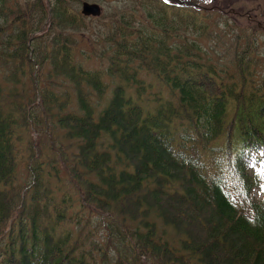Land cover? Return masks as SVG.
Here are the masks:
<instances>
[{"label":"trees","instance_id":"16d2710c","mask_svg":"<svg viewBox=\"0 0 264 264\" xmlns=\"http://www.w3.org/2000/svg\"><path fill=\"white\" fill-rule=\"evenodd\" d=\"M82 1L0 0V264H264L262 27Z\"/></svg>","mask_w":264,"mask_h":264},{"label":"rangeland","instance_id":"374dc122","mask_svg":"<svg viewBox=\"0 0 264 264\" xmlns=\"http://www.w3.org/2000/svg\"><path fill=\"white\" fill-rule=\"evenodd\" d=\"M83 1H91V2H98L102 6V10H106L110 7V4H114L113 2L108 3L104 0H83ZM201 3H208L211 0H200ZM213 2L216 1V9L221 12H227L226 14L232 21H235L237 24H248V25H255L262 27L264 31V0H212ZM197 3V2H195ZM81 7V6H80ZM229 13V14H228ZM248 19H252V22H248ZM83 46H87V39L85 40L82 38L80 40L79 48H83ZM91 62L88 61V64ZM264 169V152L259 157ZM258 194L264 196V187L259 189ZM202 226V225H201ZM170 228V227H168ZM202 229L204 227L202 226ZM171 228L168 229V232L171 233ZM203 232V231H202ZM203 234V233H202Z\"/></svg>","mask_w":264,"mask_h":264},{"label":"water","instance_id":"95a60500","mask_svg":"<svg viewBox=\"0 0 264 264\" xmlns=\"http://www.w3.org/2000/svg\"><path fill=\"white\" fill-rule=\"evenodd\" d=\"M189 2V1H186ZM82 13L84 15L98 16L101 14V6L96 2L84 1L82 4Z\"/></svg>","mask_w":264,"mask_h":264},{"label":"snow or ice","instance_id":"6c2138e0","mask_svg":"<svg viewBox=\"0 0 264 264\" xmlns=\"http://www.w3.org/2000/svg\"><path fill=\"white\" fill-rule=\"evenodd\" d=\"M261 173H264V169H261Z\"/></svg>","mask_w":264,"mask_h":264}]
</instances>
